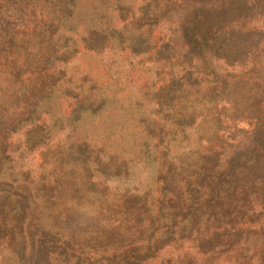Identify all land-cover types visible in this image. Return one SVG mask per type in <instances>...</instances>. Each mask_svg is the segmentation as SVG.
Here are the masks:
<instances>
[{"label":"trees","instance_id":"trees-1","mask_svg":"<svg viewBox=\"0 0 264 264\" xmlns=\"http://www.w3.org/2000/svg\"><path fill=\"white\" fill-rule=\"evenodd\" d=\"M162 22L173 26L156 36ZM74 34L88 50L111 47L171 65L155 98L172 118L159 132L172 138L160 142L157 196L107 186L82 226L67 213L55 227L41 204L99 192L94 171L113 182L129 174L125 159L71 140L53 184L33 190L2 176L12 133L30 125L28 149L51 138L52 126L34 123L54 114L61 65L77 52ZM198 76L209 78L198 87ZM63 93L72 99L69 125L105 104L74 88ZM239 115L250 129L223 139ZM144 127L158 133L155 123ZM190 130L197 146L182 143ZM176 240L193 241L202 255L177 264H264V0H0V264H145Z\"/></svg>","mask_w":264,"mask_h":264},{"label":"rangeland","instance_id":"rangeland-1","mask_svg":"<svg viewBox=\"0 0 264 264\" xmlns=\"http://www.w3.org/2000/svg\"><path fill=\"white\" fill-rule=\"evenodd\" d=\"M172 26L167 22L160 23L156 36L170 32ZM255 26H259V21L255 22ZM77 30H81L80 22ZM78 36L73 35L76 38L77 52L61 65L64 77L61 80L62 87L56 95L57 104L52 110L54 114H43L34 123L52 126L51 138L43 145L28 149L26 133L31 126L25 125L12 133L9 137V159L2 176L16 182L26 181L33 190L42 182L53 184L56 171L60 168L63 146H67L71 140L84 141L92 148H102L105 152L125 159L128 162L129 174L113 182L94 171L92 180L97 182L99 192L88 194L84 190V196L77 203L58 198L53 205L41 204L39 209L42 218L50 225L55 222L64 226L63 219L68 213V219L75 217L82 226L88 216L97 213L98 205L105 198V191L102 189L107 186L111 191L127 185L137 186L139 190L149 189L157 196L158 185L154 183V178L162 165L160 142L167 143L172 138V135L165 133V129L164 133L159 132L160 126L171 125L172 118L163 117L162 113H159L155 98L160 87L168 80L171 65L156 61L148 54L132 55L111 47L100 52L88 50ZM208 78L198 76V87ZM195 87L197 86H194V89ZM64 88H74L80 96L93 100L103 99L105 104L97 113L83 112L74 125H69V120L65 117L70 112L72 99L63 93ZM217 108H220V105H217ZM169 112L168 114H173L172 109ZM152 123L156 124L158 133L147 135L144 126L148 124L152 127ZM248 129L249 120L239 115L230 121L221 135L223 139L230 141L241 138ZM192 136L194 137L190 130L189 139L184 138L182 143L192 141ZM196 144L193 142V146H197ZM207 145L206 142L201 143L202 148ZM174 148L172 145V151ZM101 158L103 160L105 157ZM85 179L82 173L76 178L77 182H83ZM106 202L110 208L111 203ZM107 212L105 211L106 214ZM68 219L66 218L67 222ZM184 255L195 259L202 258L193 241L176 240L162 247L145 264H177ZM250 264L258 263L253 259Z\"/></svg>","mask_w":264,"mask_h":264}]
</instances>
